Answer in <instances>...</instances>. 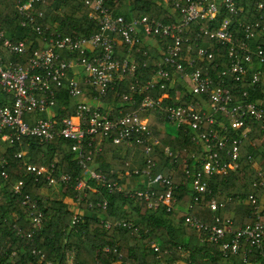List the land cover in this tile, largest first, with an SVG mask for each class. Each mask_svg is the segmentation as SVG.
Wrapping results in <instances>:
<instances>
[{
  "label": "trees",
  "instance_id": "16d2710c",
  "mask_svg": "<svg viewBox=\"0 0 264 264\" xmlns=\"http://www.w3.org/2000/svg\"><path fill=\"white\" fill-rule=\"evenodd\" d=\"M24 1L27 0H0V31H4L13 41L24 38L32 41L29 52L20 60L23 64L43 45L34 28L21 24L18 5ZM218 1V14L213 19L202 23L192 22L187 30L192 49L187 51L185 43L177 56L184 66V72L175 73L172 82L165 81L164 89L159 84L148 89L147 82L153 79L163 60L169 40L151 37L157 42L152 45L142 38L139 50L136 47L131 50L137 62L135 74L126 75L114 89L119 95L128 93L133 100L124 101L122 96H115V91L111 90L105 103V108L112 111L119 107L126 111L138 110L147 96L158 103L156 107L139 110L138 113L148 119L152 137L159 144L160 154L156 158L153 174L160 172L169 175L176 185V201L172 209L168 211L164 203L153 208L144 200L109 191V183H127L132 171L129 165L132 150L138 147L104 141L102 150L94 156L93 164L106 181H91L95 191L90 190L87 198L78 201L76 191L69 185H48L26 176L23 167L25 159L15 157L16 153L24 151L30 163L38 166L54 163L57 170L73 177L81 176L84 170L74 158L71 140L55 138L43 144L34 140L0 142V156L7 160L4 167L0 166V264H264V254L248 243L244 244L249 250L246 260L243 253L224 257L219 245L209 241L205 231H196L186 222L188 214L208 225L220 226L226 219H231L234 230L255 220V204L264 209V142H259V138L264 135L263 130L257 123L249 121L237 131L230 128L229 121L222 115H218V122L207 125L214 128L227 126L229 136H236L244 130H249V135L242 142L237 165L225 175L215 176L208 191L202 193L198 200H194L190 179L184 173L185 161L192 166L196 163L192 154L195 153L197 157L201 155L200 146L191 138L193 132L188 125L179 126L174 132L162 130L168 122L163 107L175 103L188 109H203L209 102L204 93L192 91L190 72L194 67L201 68L203 74L213 79L214 84L222 82L228 85L232 104L258 101L262 96L264 60L254 56L252 65L239 81L221 80L218 75L230 66L234 56L227 46L200 33V27L204 25L215 29L224 20L230 19L234 42L239 51L243 42L248 43L251 49L257 45L264 49L263 30L255 28L253 37L245 36L246 25L257 21L264 25V6L257 9L255 0H237L242 10L231 15L222 1ZM107 3L114 14H121L128 20L149 15L163 22L177 24L181 21L179 11L164 0H109ZM39 10L44 15L37 18V24L54 34L81 37L98 30L97 22L89 17L93 9L84 0H39L32 11ZM117 39L118 54L124 57L127 55L126 46L120 38ZM200 45L207 46L212 56L198 55ZM190 60H194L193 68L188 64ZM254 73L260 76L256 84L252 83ZM10 99L0 87V105L8 103ZM55 100L59 104L53 116L55 120L74 113L75 99L67 90H57ZM39 117L44 118L46 114L41 113ZM166 148L170 151L168 155L164 153ZM3 171L7 178L3 176ZM258 171H261V175ZM119 172L123 174L121 179L118 178ZM18 180L24 181L25 191L30 194L32 203L24 205L21 198L13 194L12 185ZM145 186L139 185L140 188ZM250 195L255 196V204L249 199ZM212 198L217 200V209L210 207ZM104 199L108 201L107 209L101 210L95 206L88 208V203ZM77 212H80V221L71 225L72 217ZM34 216L41 217L39 228L34 226ZM105 221L111 223V228L105 227ZM117 221L130 222L132 227L115 226ZM28 233H31V237H28ZM262 248L264 251V240ZM34 249L41 251L44 257L40 253H33ZM68 254H74L71 262L68 261Z\"/></svg>",
  "mask_w": 264,
  "mask_h": 264
},
{
  "label": "built area",
  "instance_id": "2783aa9c",
  "mask_svg": "<svg viewBox=\"0 0 264 264\" xmlns=\"http://www.w3.org/2000/svg\"><path fill=\"white\" fill-rule=\"evenodd\" d=\"M39 0H27L18 5L21 24L34 28L43 42L40 50L23 64L20 60L32 47V41L27 38L13 41L4 31H0V87L10 96V101L0 105V142L20 143L23 140H34L38 143H47L55 138H66L72 141L71 150L83 175L73 177L69 173L57 170L54 163L49 166L35 165L20 151L15 157L25 159L23 163L25 175L37 182H46L48 185L63 183L76 191L78 201L87 198L88 192L94 190L91 181L105 182L106 178L93 164L94 156L102 150L104 141L127 147H138L142 152V166L131 171L130 178L144 177V188L121 184L114 181L108 184L109 191L121 193L124 197L138 198L147 202L148 206L158 208L161 203L171 210L176 198V185L171 176L163 173L153 174L156 167V158L160 152L158 141L153 139L146 117L138 111H145L149 107H156L158 103L145 97L138 110L126 111L119 107L116 110L105 108L109 93L114 90L126 75L136 72V58L131 50L139 44L142 38L159 37L168 39L163 60L159 63L152 80L147 82L151 89L159 84L164 89L165 81H170L172 72H184V66L178 59L182 45L187 43V51L192 44L187 30L192 22L202 23L213 19L219 10L218 0H164L171 3L181 15L179 23H169L157 20L149 15L136 19H126L121 14H114L108 5L109 0H84L93 11L89 17L98 24V30L87 36L75 37L54 34L37 24V18L43 17V11H32L34 4ZM231 15L242 10L237 0H221ZM257 9L264 6V0H255ZM231 20H224L217 28L210 29L202 25L200 33L208 35L222 45L227 46L234 56L230 66L223 69L218 78L239 81L242 75L252 65L254 56L264 60V49L257 45L251 49L248 43L243 42L239 49L234 42ZM264 31V25L259 21L245 26L246 38L254 36V29ZM199 34L195 39H197ZM118 38L126 46V56L118 54ZM197 45V44H196ZM200 56H212L207 46L200 45L197 50ZM193 68L194 60L188 62ZM172 72H171V70ZM193 83L192 91L204 93L209 102L203 109H188L179 104H171L162 108L166 119L177 127L188 125L193 132L191 138L200 146V156L195 153L192 157L195 164L189 166L185 161L184 170L190 179L194 190V200H198L202 193L208 191L215 176L225 175L228 170L237 165L240 159L241 145L249 135L248 131H241L236 136L227 135L228 127H208L218 122V115L229 121L230 128L239 129L246 122L252 121L259 125L264 133V87L258 101H241L232 104V93L228 85L222 82L213 83V79L203 74L201 68L194 67L190 72ZM260 81L259 73H254L252 83ZM65 89L75 99V111L70 116L55 120L49 115L56 103L57 90ZM133 89V88H131ZM124 101L133 98L126 92L120 95ZM57 111V110H56ZM45 113L46 117H39ZM261 140L264 142V135ZM166 155L170 153L166 148ZM250 159L251 156L249 155ZM7 160L0 156V166L4 167ZM197 164V165H196ZM261 175V171H258ZM3 176L7 178L5 171ZM122 175L118 178L121 179ZM154 185V186H153ZM257 186V183H254ZM13 194L21 198L24 205L32 203V198L25 191V183L18 180L12 185ZM95 191V190H94ZM249 199L255 204L256 198L250 195ZM97 207L107 209L106 199L96 203H88V208ZM215 198L211 199L210 207L218 208ZM255 220L237 229H232V220L226 219L222 225H208L199 221L191 214L186 216V222L196 231H205L209 241L219 245L224 257L243 253L246 260L247 247L251 244L260 254H264V209L257 204L254 206ZM80 212L71 220V225L80 221ZM36 228L41 226V217L34 216ZM105 227L111 228V223L105 221ZM115 226L131 228L132 223L117 221ZM137 230L136 228H134ZM31 237V233H28ZM156 250L158 248L156 247ZM33 253L44 254L33 250ZM74 255V254H73ZM73 255L68 254L71 262ZM165 264V263H161Z\"/></svg>",
  "mask_w": 264,
  "mask_h": 264
},
{
  "label": "crops",
  "instance_id": "0c3cea01",
  "mask_svg": "<svg viewBox=\"0 0 264 264\" xmlns=\"http://www.w3.org/2000/svg\"><path fill=\"white\" fill-rule=\"evenodd\" d=\"M145 41L149 44H152V45L157 43L156 40L152 39V38H146ZM58 107H59V104L56 102L53 106V109H50L48 114L54 116ZM121 154H123V152ZM142 161H143V157H142V152L140 151V149H138V148L133 149L132 150V158H131L130 164H129L130 169L134 170V169L140 168L142 166ZM129 181H130V184L128 182V185H130V186H133V184H136V183L146 184V179L144 177H134V178L132 177L129 179Z\"/></svg>",
  "mask_w": 264,
  "mask_h": 264
},
{
  "label": "rangeland",
  "instance_id": "374dc122",
  "mask_svg": "<svg viewBox=\"0 0 264 264\" xmlns=\"http://www.w3.org/2000/svg\"><path fill=\"white\" fill-rule=\"evenodd\" d=\"M174 78H175V73H172V76H171V82L174 80ZM55 115V114H54ZM176 129H177V126L174 124V123H172V122H170V121H168L167 123H166V125L162 128V130H168V131H171V132H174V131H176ZM259 142H261V137L259 138ZM119 174L120 175H123L121 172H119ZM140 177V176H139ZM134 178V177H133ZM129 180V179H128ZM128 182V181H127ZM136 183V182H135ZM132 184V183H131ZM139 185H140V183H136V184H133V186H135V187H139Z\"/></svg>",
  "mask_w": 264,
  "mask_h": 264
}]
</instances>
